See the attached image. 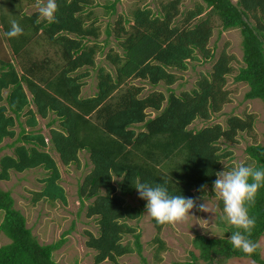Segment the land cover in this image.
I'll list each match as a JSON object with an SVG mask.
<instances>
[{
    "label": "trees",
    "instance_id": "1",
    "mask_svg": "<svg viewBox=\"0 0 264 264\" xmlns=\"http://www.w3.org/2000/svg\"><path fill=\"white\" fill-rule=\"evenodd\" d=\"M5 1L0 0V25L15 59L0 60V144L4 139L12 140L5 147L12 148L13 154L0 157V181H8L10 171L41 169L45 173L40 180L43 187L32 193L31 202L35 205L46 200L65 206L60 170L51 153L58 155L64 167L79 168V153L85 152L91 169L76 194L85 217L95 219L98 225L97 235L83 233L86 248L95 252L93 264H122L119 259L131 254L145 264L140 233L129 224L140 220L147 204L134 187L136 180L164 184L170 195L197 201L208 191L213 196L221 161L231 157V153L220 150V142L236 143L238 133L252 131L254 118L231 116L225 126L190 129L194 121L209 120L228 103L225 86L235 59L226 49L214 60L211 72L202 75L189 92L176 95L168 88L167 95L153 91L141 97L143 88L127 83L140 80L152 87L160 83L170 87L177 80L172 70L187 71L188 62L197 61V55L211 60L213 53L207 46L218 21L220 32L239 30L242 37L243 66L234 81L247 84L245 100L264 104V0H199L184 13L179 11L180 0H170L160 4V15L147 8L133 10L128 28L129 19L119 16L106 34L113 35L122 53L107 52L105 60L114 71L98 68L96 92L86 98L80 96L81 90L102 49L97 43L99 27L89 21L93 0H56L58 10L52 21L37 23L38 12L22 16L21 21L15 19L23 32L14 38L5 35L13 20L7 15L16 13L20 6L14 7L20 3L9 0L11 4L6 1V5ZM119 1L108 8L114 10ZM32 44L45 56L33 57ZM0 50L4 51L1 42ZM54 56L59 57V63ZM49 115L53 117L47 124L46 138L36 130L37 117L43 120ZM245 153L251 166L264 168V145H250ZM204 185L206 192L201 191ZM133 197L135 205L127 201ZM248 207L256 220L249 238L258 244L264 234V187ZM0 211V232L9 241L0 246V264H59L53 254L66 243L73 226L59 240L40 244L26 226L25 217L14 208L10 192L1 188ZM150 220L157 232L152 240L154 257L160 261L166 245L158 235L168 225ZM218 223L223 237L196 236L193 246L198 255L191 252L190 261L172 264H224L231 259L264 264L260 247L251 255L235 250L229 238L236 229ZM128 236L131 240L123 243Z\"/></svg>",
    "mask_w": 264,
    "mask_h": 264
},
{
    "label": "rangeland",
    "instance_id": "2",
    "mask_svg": "<svg viewBox=\"0 0 264 264\" xmlns=\"http://www.w3.org/2000/svg\"><path fill=\"white\" fill-rule=\"evenodd\" d=\"M3 0H1L2 2ZM10 3L9 0H6ZM5 1V4L7 5ZM115 0H93L92 6L88 9V12L92 13L89 21H95V25L99 27L100 37L97 43L101 45V51L95 56V66L88 69L89 77L85 80V85L82 87L80 96L83 98L93 96L96 92L97 82V69L100 67L105 68L106 71L113 73L112 66L105 60V56L109 50H114L116 53L121 54L122 50L118 48L117 43L113 35L107 36L106 32L112 30L115 26L119 16L129 19L128 28L132 25L131 12L137 8H147L151 10L155 15H160V4L166 3L170 0H120L115 4L114 10L109 9V5ZM235 2L234 0H232ZM199 0H180L179 11L184 13L186 10L191 9ZM20 5L14 7L18 8L17 12L9 14V19H17L21 21V17L31 15L38 12L35 7L36 0H19ZM11 4V3H10ZM5 5V6H6ZM1 6V5H0ZM22 13L20 14V9ZM15 9V10H16ZM18 23L20 24V22ZM216 27L213 32V36L208 43V48L213 53L211 60H205L201 56L197 55V61H189L188 69L185 72H177L172 70L171 72L177 77L176 82L168 87L163 83H160L156 87L150 86L146 82L140 80H131L127 83V86L142 87L143 91L141 97H145L153 91H158L168 94L167 89L172 90L176 95H180L184 92H189L194 89L197 81L202 75H207L211 72L214 60L217 59L219 53L226 49V52L234 56L232 62L233 73L227 77L225 89L228 91V103L222 107V110L218 114H214L207 121L196 120L194 121L190 129L199 130L209 125L220 124L225 126V121L228 117L237 116L245 118L246 115H252L254 118V124L250 133L240 132L236 136V143H224L220 142V150L231 153V157L221 161V171L231 170L238 164H245L251 166V162L245 153V150L250 145H264V104L260 100H245L244 95L248 91V86L245 83H237L234 81V77L239 68L243 66L242 62V37L239 30L221 31L219 22L216 21ZM2 25H0V42L4 48V51L0 50V60H8L14 62L9 46L4 39L2 33ZM227 45V46H226ZM32 56L35 58H42L45 55L39 50L38 47L32 44L31 47ZM51 57V56H50ZM56 63L60 62L59 57L54 56ZM16 65V62L14 63ZM17 69L19 70L18 65ZM7 91L3 92L5 97ZM28 98L30 95L28 93ZM151 117L154 113L150 114ZM24 117L21 118V122L24 123ZM49 119H39L38 127L36 130H40L41 133L48 138L47 124ZM26 131L30 128L25 127ZM16 134L19 133V126L14 128ZM12 140L4 139L0 144V157L3 155H12L13 149L5 147V145L11 144ZM52 154V153H51ZM54 160L57 162L60 174L61 184L65 188L67 205L63 206L61 203L56 202L54 205L50 204L46 200H42L37 204L31 202L32 193L41 191L43 185L40 180L44 177L45 173L41 170H27L23 173H16L14 171L9 172L8 181H0V188L3 191H9L11 197L14 200V208L22 213L26 219V226L31 229L32 235L37 239L40 244H50L61 238V235L70 230L71 232L66 236L67 241L63 247L53 254V259L59 264H93V257L95 252L86 248L84 231H89L93 235H97L98 225L95 219H87L85 217V209L80 208L77 198V188L82 179L87 175L91 169V164L88 160V155L84 152L79 153L80 167L75 165L64 167L60 162L58 155L52 154ZM213 196L208 191V195L205 199L209 202V212H200L198 208L192 210L190 215L183 222L175 225H168L159 232V238L165 243L166 250L160 254L161 260L156 261L154 257L155 246L152 245V240L156 235L154 225L150 220V216L146 214V209L139 221H133L129 224L136 227L137 233H140V243L142 245L143 257H145V264H172L174 262H186L191 260L189 253L193 252L198 255V251L193 246V239L196 236H204L206 238H220L224 236L222 227L218 223L219 221L227 224L221 217L224 215L223 206L221 207L220 201L215 198L214 190ZM129 204L135 205L136 199L130 198L127 200ZM198 204L203 202L200 198ZM222 202V201H221ZM87 204V203H86ZM3 213L0 211V223ZM200 219L207 220V222ZM229 225V224H227ZM131 240V237L123 239V243ZM9 241L0 232V246L7 244ZM258 245L260 247V253L264 259V234L259 239ZM122 264H142L140 258L136 254L126 255L119 259ZM102 264H110L105 261ZM200 264H204L200 262ZM224 264H255L249 259H231L225 261Z\"/></svg>",
    "mask_w": 264,
    "mask_h": 264
},
{
    "label": "clouds",
    "instance_id": "3",
    "mask_svg": "<svg viewBox=\"0 0 264 264\" xmlns=\"http://www.w3.org/2000/svg\"><path fill=\"white\" fill-rule=\"evenodd\" d=\"M35 7L41 20L52 21L58 10L56 0H36ZM23 29L19 23L10 20V29L5 33L8 38L21 35ZM95 94V93H94ZM93 94V95H94ZM83 98V97H82ZM214 181L215 198L223 202L222 220L236 229L232 232L229 243L235 250L245 254H253L259 245L249 237L256 224L254 217L249 214L248 205L253 203L259 189L264 187V168L246 166L241 163L231 170L216 173ZM141 199L146 200V214L161 225H175L186 220L193 209L200 212H209V202L201 197L199 203L192 197L184 195H170L164 184H150L136 180L134 185ZM207 186H201V191L206 192ZM194 217V216H192ZM207 222V220L200 219Z\"/></svg>",
    "mask_w": 264,
    "mask_h": 264
},
{
    "label": "crops",
    "instance_id": "4",
    "mask_svg": "<svg viewBox=\"0 0 264 264\" xmlns=\"http://www.w3.org/2000/svg\"><path fill=\"white\" fill-rule=\"evenodd\" d=\"M27 94H28V93H27ZM29 99H30V98H29ZM29 108L33 109V106L30 105ZM52 117H53L52 115H49V117H48L47 119H49V121H50V119H52ZM22 118H23V117H22ZM24 118H25V117H24ZM39 119H40V118L37 117L38 124H39ZM24 120H25V119H24ZM41 120H42V119H41ZM43 120H44V119H43ZM45 120H46V119H45ZM47 129H48V128H47ZM53 153H54V152H53ZM53 153H52V154H53ZM84 153H85V152H84ZM52 154H51V155H52ZM54 154H55V153H54ZM52 157H53V156H52ZM53 159H54V158H53ZM57 165H58V164H57ZM38 170H41V169H38ZM41 171H42V170H41ZM61 185H62V184H61ZM62 187H63V186H62ZM63 188H64V187H63ZM64 190H65V188H64ZM65 193H66V191H65Z\"/></svg>",
    "mask_w": 264,
    "mask_h": 264
}]
</instances>
